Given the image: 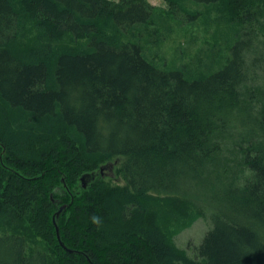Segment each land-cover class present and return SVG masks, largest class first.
<instances>
[{
    "label": "trees",
    "instance_id": "trees-1",
    "mask_svg": "<svg viewBox=\"0 0 264 264\" xmlns=\"http://www.w3.org/2000/svg\"><path fill=\"white\" fill-rule=\"evenodd\" d=\"M165 2L0 0V264H264V0ZM187 2L232 41L159 67ZM200 216L191 257L167 230Z\"/></svg>",
    "mask_w": 264,
    "mask_h": 264
},
{
    "label": "rangeland",
    "instance_id": "rangeland-1",
    "mask_svg": "<svg viewBox=\"0 0 264 264\" xmlns=\"http://www.w3.org/2000/svg\"><path fill=\"white\" fill-rule=\"evenodd\" d=\"M147 1L158 10L168 11L169 7L165 0ZM186 8L190 12L199 13V17L193 21H189L182 14L174 16L175 20L169 18L166 20L167 29H159L163 36L160 43L157 46L147 45L144 47L145 55L155 65L172 67L190 63L194 60H203L211 52L218 53L217 51L223 50L222 53H225V41H232V28L226 23L217 24V15L214 11H210V16H208V8L188 2ZM155 22L156 25L150 26V29L155 28L158 24L160 25L159 22L161 21L157 20ZM258 38V46L264 47V38L260 36ZM119 161L120 159L113 158L104 163V165L111 166V170L104 173V178H102L110 186L124 185V180L118 173ZM200 204L203 205V203ZM194 210L197 211L198 209L195 208ZM186 223L179 222L178 226L171 224L167 231H170L169 234L173 244L179 249L185 250L192 257V248L199 244L201 238L209 229L210 223L205 216H200L193 222ZM37 248L36 246L34 250Z\"/></svg>",
    "mask_w": 264,
    "mask_h": 264
},
{
    "label": "water",
    "instance_id": "water-1",
    "mask_svg": "<svg viewBox=\"0 0 264 264\" xmlns=\"http://www.w3.org/2000/svg\"><path fill=\"white\" fill-rule=\"evenodd\" d=\"M110 167H111L110 165H104V166H102V167L100 168V173H101V175L103 176V175H104V171H105L106 169L110 168ZM93 179H95V176H94V175H91V174H90V175H88V174L83 175V176L81 177V179H80V180H81L82 187H83V188H86L88 181H89V180H93ZM64 208H65V206H61V207L59 208V210L56 212L55 217L53 218V224H54V226H55L56 236H57V239H58V242H59L60 246H62L66 251H68V252L71 253L72 251L69 250V249H66V247H64L63 243L61 242L58 227L55 225V219L58 218L59 214L62 212V210H63Z\"/></svg>",
    "mask_w": 264,
    "mask_h": 264
},
{
    "label": "clouds",
    "instance_id": "clouds-1",
    "mask_svg": "<svg viewBox=\"0 0 264 264\" xmlns=\"http://www.w3.org/2000/svg\"><path fill=\"white\" fill-rule=\"evenodd\" d=\"M91 223L93 225H96L97 228L101 227L102 226V223H103V220H102V217L98 216V215H93L91 217Z\"/></svg>",
    "mask_w": 264,
    "mask_h": 264
},
{
    "label": "flooded vegetation",
    "instance_id": "flooded-vegetation-1",
    "mask_svg": "<svg viewBox=\"0 0 264 264\" xmlns=\"http://www.w3.org/2000/svg\"><path fill=\"white\" fill-rule=\"evenodd\" d=\"M111 170V168H108V169H106L105 171H104V173H107V171H110Z\"/></svg>",
    "mask_w": 264,
    "mask_h": 264
}]
</instances>
